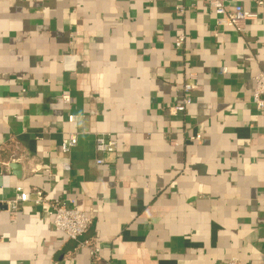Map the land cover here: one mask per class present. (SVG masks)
Returning <instances> with one entry per match:
<instances>
[{"label": "crops", "instance_id": "obj_1", "mask_svg": "<svg viewBox=\"0 0 264 264\" xmlns=\"http://www.w3.org/2000/svg\"><path fill=\"white\" fill-rule=\"evenodd\" d=\"M210 1L0 0V264H264V0H221L254 13L243 32ZM18 188L45 204L13 215ZM55 201L92 217L99 254L54 228Z\"/></svg>", "mask_w": 264, "mask_h": 264}, {"label": "built area", "instance_id": "obj_2", "mask_svg": "<svg viewBox=\"0 0 264 264\" xmlns=\"http://www.w3.org/2000/svg\"><path fill=\"white\" fill-rule=\"evenodd\" d=\"M213 14L216 17V24L220 27H233L239 32H243L247 22L254 18V13L246 10L241 5H234L229 8L228 5L221 0H211L209 2ZM259 5H263V1H258ZM176 11L184 15L186 8L180 5L176 8ZM186 38L184 35H180L175 41V49L180 50L185 44ZM62 67L66 72L76 71L77 60L75 55L67 54L62 59ZM222 72L225 74L228 72L227 67H223ZM256 86L253 94V105L259 112L264 113V71L257 74L254 78ZM194 85L187 83L183 86L184 97L182 101L171 108L174 113L185 112L186 109L192 104V93L194 92ZM62 100L66 104L71 103V96L69 92L62 94ZM69 122H74L75 117L69 116ZM192 141H201V135L191 138ZM78 144L77 136H70L64 139L62 143V151L64 153H70ZM95 149L98 154L101 155H114L117 152V143L110 137L109 134H99L95 139ZM99 166L105 164L103 158L97 160ZM4 166L9 169L10 164L5 163ZM49 172V171H47ZM264 198V194H263ZM32 202L35 206L40 207L45 204L46 200L42 197L41 193H36L35 198H32L31 194L26 193L21 188L16 191V196L11 200V211L13 215H17L19 207L22 204ZM49 214L53 219L54 228L64 233L69 240L79 243V247L82 249H91L94 255L99 254L98 248H91V243L88 240H81L88 233L90 226L92 225V217L78 208L71 206L66 201H55L49 203ZM227 264H240V260L237 258L230 259Z\"/></svg>", "mask_w": 264, "mask_h": 264}, {"label": "water", "instance_id": "obj_3", "mask_svg": "<svg viewBox=\"0 0 264 264\" xmlns=\"http://www.w3.org/2000/svg\"><path fill=\"white\" fill-rule=\"evenodd\" d=\"M12 167H13V169H19L20 168L19 165H13Z\"/></svg>", "mask_w": 264, "mask_h": 264}]
</instances>
